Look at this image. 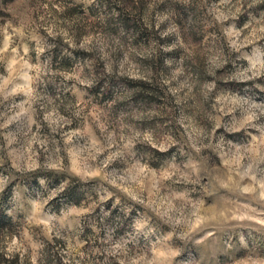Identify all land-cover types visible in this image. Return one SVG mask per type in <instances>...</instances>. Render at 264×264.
Listing matches in <instances>:
<instances>
[{
  "label": "rangeland",
  "instance_id": "1",
  "mask_svg": "<svg viewBox=\"0 0 264 264\" xmlns=\"http://www.w3.org/2000/svg\"><path fill=\"white\" fill-rule=\"evenodd\" d=\"M0 264H264V0H0Z\"/></svg>",
  "mask_w": 264,
  "mask_h": 264
},
{
  "label": "trees",
  "instance_id": "2",
  "mask_svg": "<svg viewBox=\"0 0 264 264\" xmlns=\"http://www.w3.org/2000/svg\"><path fill=\"white\" fill-rule=\"evenodd\" d=\"M1 214H2V212H1ZM2 217L4 218V215L2 214Z\"/></svg>",
  "mask_w": 264,
  "mask_h": 264
}]
</instances>
